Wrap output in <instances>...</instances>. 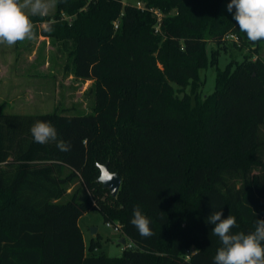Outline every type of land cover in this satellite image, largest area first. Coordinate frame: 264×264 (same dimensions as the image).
Returning <instances> with one entry per match:
<instances>
[{
  "label": "trees",
  "instance_id": "16d2710c",
  "mask_svg": "<svg viewBox=\"0 0 264 264\" xmlns=\"http://www.w3.org/2000/svg\"><path fill=\"white\" fill-rule=\"evenodd\" d=\"M138 1L142 9L56 0L47 20L44 36L72 44V75L93 81L90 113L6 114L0 105V264H214L213 212L234 216V233L264 220V60L231 59L215 68L211 94L197 92L199 71L220 52L256 51L264 40L240 32L230 0ZM38 121L71 150L34 142ZM104 164L122 179L115 198L97 182ZM75 182L93 196L68 193ZM136 208L151 237L130 223ZM90 210L121 225L120 256L92 254L95 240L86 254L78 220Z\"/></svg>",
  "mask_w": 264,
  "mask_h": 264
},
{
  "label": "rangeland",
  "instance_id": "374dc122",
  "mask_svg": "<svg viewBox=\"0 0 264 264\" xmlns=\"http://www.w3.org/2000/svg\"><path fill=\"white\" fill-rule=\"evenodd\" d=\"M50 5L44 15H36L33 17L44 18L45 22H35L34 32L35 39L18 42L19 61L5 69L9 72L14 80L0 84V105L4 107L6 114H23L38 115L46 113H60L63 115L88 114L94 106L93 100V81L79 80L71 73V57L72 44L66 40H59L56 37L44 36L43 31H47L48 22L52 20L56 14V0H47ZM124 4L132 5L137 8H143V3L138 0H124ZM158 13V11H156ZM157 19L160 21L162 15L158 13ZM60 20L70 21V16L61 13ZM54 22V21H51ZM4 45V46H3ZM0 44L5 47L7 44ZM216 46L208 43L206 48V56L210 60V50H214ZM254 48V47H253ZM249 48H230L229 52H220L217 57L216 66H211L208 62L206 68L199 71L200 87L197 89L198 96L202 99L204 96L211 94L215 86V68L224 70L231 62V59L240 61L243 55H248L252 59L260 58L264 60V44L254 51ZM233 56L231 58L230 54ZM28 55L35 56V65L28 64ZM235 57V58H234ZM0 72L6 74L4 68L0 66ZM174 89L178 87L173 86ZM191 87H186L183 92H177L179 97L185 93H190ZM264 137V128L261 130ZM264 160V156H263ZM80 199L86 195L93 196L83 187L75 182L72 184L68 193L76 191ZM108 194L100 196V201L106 200ZM78 226L82 232L85 252L90 253L89 245L91 240H95L96 246L92 251L95 255H106L109 257H117L121 255L124 244L118 243L120 234L105 226L103 216L98 210H90L84 214L78 222ZM96 230V234H92V230Z\"/></svg>",
  "mask_w": 264,
  "mask_h": 264
},
{
  "label": "clouds",
  "instance_id": "9594fccd",
  "mask_svg": "<svg viewBox=\"0 0 264 264\" xmlns=\"http://www.w3.org/2000/svg\"><path fill=\"white\" fill-rule=\"evenodd\" d=\"M49 6L47 0H0V44L13 46L35 39L31 17L44 15ZM227 11L233 14L238 29L246 34L249 41L264 40V0H230ZM30 131L36 143L55 141L60 151L71 150V144L58 140L56 129L48 122L38 121ZM130 223L141 237L148 238L154 234L149 219L139 208L134 209ZM207 223L214 225L212 235L221 243L214 264H264V220H257L255 230L247 234L234 233L236 218L231 215L224 218L222 211L213 212Z\"/></svg>",
  "mask_w": 264,
  "mask_h": 264
},
{
  "label": "crops",
  "instance_id": "0c3cea01",
  "mask_svg": "<svg viewBox=\"0 0 264 264\" xmlns=\"http://www.w3.org/2000/svg\"><path fill=\"white\" fill-rule=\"evenodd\" d=\"M3 46L0 47V66L2 68H4V71L6 72V74H2L1 75V72H0V84L1 83L5 84V82H7L9 80L10 81L14 80V78L11 75H9V72L7 71V69H5V67L11 65L10 69L14 70V67H13L14 65L13 64L18 63V61H19V53H20L18 51L19 48H20V44H15L13 46H10L9 48H4ZM8 46L9 45H7L5 47H8ZM27 61H28V64H31V66H34L35 65V56L28 55V60ZM78 222H79V220H78ZM81 234H82V232H81ZM82 237H83V235H82ZM121 240H123V238H119L118 242L121 243ZM83 241H84V239H83Z\"/></svg>",
  "mask_w": 264,
  "mask_h": 264
},
{
  "label": "water",
  "instance_id": "95a60500",
  "mask_svg": "<svg viewBox=\"0 0 264 264\" xmlns=\"http://www.w3.org/2000/svg\"><path fill=\"white\" fill-rule=\"evenodd\" d=\"M100 171L97 182L102 185L104 190H107L111 197L115 198L118 194L122 179L118 173H112L108 169V165H98ZM92 234H96V230H92ZM121 243L124 244V239L121 240Z\"/></svg>",
  "mask_w": 264,
  "mask_h": 264
},
{
  "label": "built area",
  "instance_id": "2783aa9c",
  "mask_svg": "<svg viewBox=\"0 0 264 264\" xmlns=\"http://www.w3.org/2000/svg\"><path fill=\"white\" fill-rule=\"evenodd\" d=\"M154 13L156 14V16L159 15L156 11ZM105 226L107 228L113 229L114 232H116L118 234H121V225L119 223L107 222V223H105ZM125 247L130 248L131 247V243L130 242L127 243L125 245Z\"/></svg>",
  "mask_w": 264,
  "mask_h": 264
}]
</instances>
